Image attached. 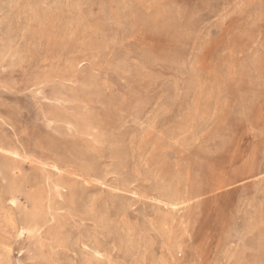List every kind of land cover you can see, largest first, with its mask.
I'll use <instances>...</instances> for the list:
<instances>
[{
    "label": "rangeland",
    "instance_id": "374dc122",
    "mask_svg": "<svg viewBox=\"0 0 264 264\" xmlns=\"http://www.w3.org/2000/svg\"><path fill=\"white\" fill-rule=\"evenodd\" d=\"M0 264H264V0H0Z\"/></svg>",
    "mask_w": 264,
    "mask_h": 264
},
{
    "label": "bare ground",
    "instance_id": "6f19581e",
    "mask_svg": "<svg viewBox=\"0 0 264 264\" xmlns=\"http://www.w3.org/2000/svg\"><path fill=\"white\" fill-rule=\"evenodd\" d=\"M4 169H7L8 170V166L4 165ZM260 243V242H259Z\"/></svg>",
    "mask_w": 264,
    "mask_h": 264
}]
</instances>
